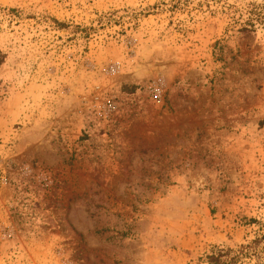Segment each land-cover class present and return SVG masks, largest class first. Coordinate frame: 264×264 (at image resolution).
Returning <instances> with one entry per match:
<instances>
[{
    "label": "rangeland",
    "instance_id": "rangeland-1",
    "mask_svg": "<svg viewBox=\"0 0 264 264\" xmlns=\"http://www.w3.org/2000/svg\"><path fill=\"white\" fill-rule=\"evenodd\" d=\"M263 5L0 0V264H206L263 234Z\"/></svg>",
    "mask_w": 264,
    "mask_h": 264
},
{
    "label": "trees",
    "instance_id": "trees-1",
    "mask_svg": "<svg viewBox=\"0 0 264 264\" xmlns=\"http://www.w3.org/2000/svg\"><path fill=\"white\" fill-rule=\"evenodd\" d=\"M256 19L264 25V5L256 12ZM3 55L0 53V64ZM246 259L254 260L253 264H264V233L255 236L246 244L236 248L218 247L205 256L206 264H244Z\"/></svg>",
    "mask_w": 264,
    "mask_h": 264
}]
</instances>
